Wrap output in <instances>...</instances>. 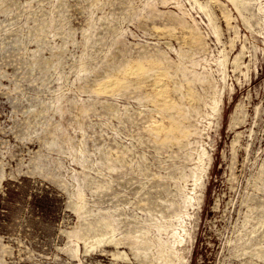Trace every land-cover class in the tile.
I'll return each instance as SVG.
<instances>
[{
  "label": "rangeland",
  "instance_id": "1",
  "mask_svg": "<svg viewBox=\"0 0 264 264\" xmlns=\"http://www.w3.org/2000/svg\"><path fill=\"white\" fill-rule=\"evenodd\" d=\"M0 264H264V0H0Z\"/></svg>",
  "mask_w": 264,
  "mask_h": 264
},
{
  "label": "bare ground",
  "instance_id": "2",
  "mask_svg": "<svg viewBox=\"0 0 264 264\" xmlns=\"http://www.w3.org/2000/svg\"><path fill=\"white\" fill-rule=\"evenodd\" d=\"M132 70V69H131ZM134 70V69H133ZM114 83L113 82H110V83H106L104 86H101V89L102 90H106V89H109ZM160 85V84H159ZM161 86V85H160ZM159 88V87H157ZM159 94V93H158ZM164 94V93H163Z\"/></svg>",
  "mask_w": 264,
  "mask_h": 264
}]
</instances>
